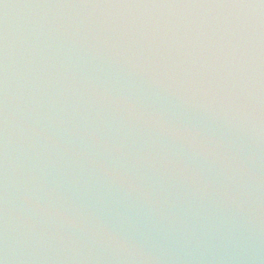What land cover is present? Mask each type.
Here are the masks:
<instances>
[{
  "label": "water",
  "instance_id": "1",
  "mask_svg": "<svg viewBox=\"0 0 264 264\" xmlns=\"http://www.w3.org/2000/svg\"><path fill=\"white\" fill-rule=\"evenodd\" d=\"M0 264H264V0H0Z\"/></svg>",
  "mask_w": 264,
  "mask_h": 264
}]
</instances>
